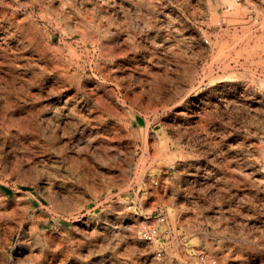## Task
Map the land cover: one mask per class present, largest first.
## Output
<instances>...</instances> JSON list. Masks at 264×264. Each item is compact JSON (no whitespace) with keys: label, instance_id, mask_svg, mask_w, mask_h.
Returning a JSON list of instances; mask_svg holds the SVG:
<instances>
[{"label":"rangeland","instance_id":"obj_1","mask_svg":"<svg viewBox=\"0 0 264 264\" xmlns=\"http://www.w3.org/2000/svg\"><path fill=\"white\" fill-rule=\"evenodd\" d=\"M263 129L264 0H0V264H264Z\"/></svg>","mask_w":264,"mask_h":264},{"label":"built area","instance_id":"obj_2","mask_svg":"<svg viewBox=\"0 0 264 264\" xmlns=\"http://www.w3.org/2000/svg\"><path fill=\"white\" fill-rule=\"evenodd\" d=\"M235 1L241 2L242 0H235ZM222 23H223L222 20L217 22L218 25H221ZM205 41L207 42L208 40ZM166 221H167V217L163 210H159L154 216H152L151 214L145 216L139 229L140 239L145 242L153 241L160 234L158 225L165 223ZM168 233L169 231L167 229H164L162 232L163 235H167ZM156 255L160 256L161 252L157 251Z\"/></svg>","mask_w":264,"mask_h":264},{"label":"bare ground","instance_id":"obj_3","mask_svg":"<svg viewBox=\"0 0 264 264\" xmlns=\"http://www.w3.org/2000/svg\"><path fill=\"white\" fill-rule=\"evenodd\" d=\"M209 3V2H208Z\"/></svg>","mask_w":264,"mask_h":264}]
</instances>
